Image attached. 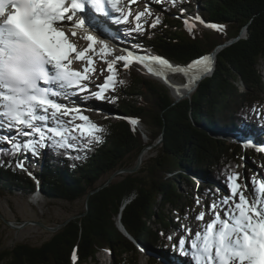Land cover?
Wrapping results in <instances>:
<instances>
[{"label": "trees", "instance_id": "trees-1", "mask_svg": "<svg viewBox=\"0 0 264 264\" xmlns=\"http://www.w3.org/2000/svg\"><path fill=\"white\" fill-rule=\"evenodd\" d=\"M181 1L192 6L194 0ZM199 2L200 16L219 27H189L178 19L177 7L167 2L156 14L160 22L155 27H141V32L134 30L136 26L125 28L135 41L185 66L237 38L217 54L213 75L200 81L190 97L176 101L167 86L115 65V90L102 101L121 118L102 125L86 115L104 129L97 133L99 142L78 139L66 148L47 143L48 156L42 168L29 172L17 167L21 153L0 140L3 187L30 194L41 187L51 200L89 201L88 209L69 219L42 245L24 242L0 250V263L87 264L96 260L97 253L110 249L115 264H141V246L152 251L165 248L168 235L174 236L181 227L169 209L188 215L192 202H197L193 195L206 192L219 201L227 192L214 182L226 185L230 172L241 176L240 165L248 175L254 174L252 161H243L246 148L216 138L211 131L243 127V121H251V116L261 123L255 112L264 105L259 93L264 89L259 70L264 60V0ZM244 32L246 36L241 37ZM240 82L245 85L244 92L239 91ZM133 120L140 121L145 130ZM158 137L162 138L161 147L147 164L95 191L117 170L133 168L141 151ZM252 156L258 162L256 155ZM196 176L205 182L200 183ZM181 179L192 190L190 197L181 192ZM119 221L136 242L120 229Z\"/></svg>", "mask_w": 264, "mask_h": 264}, {"label": "snow or ice", "instance_id": "snow-or-ice-1", "mask_svg": "<svg viewBox=\"0 0 264 264\" xmlns=\"http://www.w3.org/2000/svg\"><path fill=\"white\" fill-rule=\"evenodd\" d=\"M87 2L97 12H105V0ZM107 2L117 12L121 11L115 0ZM83 7L82 0H0V127L16 132L15 139L0 136V140L9 144L13 152L37 156L47 143L66 148L78 139L90 138L88 143L99 142L101 137L97 133L104 129L83 115L78 107L63 103L62 98L67 99L72 91L105 100V93L115 90L117 61H123L127 69L134 58L145 64L150 72L153 71L151 62L172 67L159 56H134L128 51L127 55H116L115 59L106 62L108 75L104 76L105 69H101L103 83L96 85V91H91L85 81L90 82L89 73L97 71L88 56L93 44L79 50L62 30V24L74 28L84 25V21L76 17ZM143 15V12L138 13L137 21ZM123 19L127 21L128 16ZM196 19L200 20L199 17ZM159 22L157 18L151 26L155 27ZM134 30L143 31L139 23ZM71 35L75 36L76 32L72 31ZM86 39L96 40L92 35ZM100 43L107 50V44ZM73 52L78 59H87L84 72L71 69L70 54ZM193 64L202 65L204 71H208L211 57L204 56ZM76 120L81 123L77 124ZM17 167L23 169L24 165L17 161ZM239 179L238 172H230L226 184L228 193L220 197L219 203H205L212 219L202 228L181 225L186 235H168L181 251L187 249L185 254H190L193 264H264V180L257 188L255 179L245 176L246 180H251L253 189V200L249 201L244 189L250 185L238 183ZM256 192L260 193L259 197ZM205 215L201 211L195 218L203 221ZM73 259H76L75 252Z\"/></svg>", "mask_w": 264, "mask_h": 264}, {"label": "rangeland", "instance_id": "rangeland-1", "mask_svg": "<svg viewBox=\"0 0 264 264\" xmlns=\"http://www.w3.org/2000/svg\"><path fill=\"white\" fill-rule=\"evenodd\" d=\"M167 2L177 7V9H179L178 7L182 6L183 4L181 0H159V2L158 0L143 1L139 4L137 8L149 7L148 10L138 11L132 16V18H130L131 20H129V22H126L124 25L119 24L120 25L119 28L121 30L122 29L125 30V28H123L124 26L135 27L137 23H139L141 27L150 28L151 25L156 20V14L161 9V5ZM192 3H193L192 6L191 5L185 6V8L190 11L187 15H183L182 12L180 13L178 12L179 13L178 19L181 20L184 24H186L185 21H187L188 23L186 25L191 27H200V28H204L205 30H214L215 28L205 24L201 20L202 18L200 16V11H199L201 2H199V0H194ZM130 8H131L130 5H126L124 7L125 11L123 10L124 13L122 16H124L130 10ZM141 12L144 13V15L142 16L144 17V19H140L139 21H137L136 15ZM196 17H199L200 20H197ZM190 18L194 19L195 22H191V20H189ZM130 37L133 38L131 35ZM88 42L89 41L87 39L86 40L84 39V43L79 42V45H82V47H85L87 49L88 45L90 44V43L88 44ZM136 47L138 48V50L147 49L149 50V53L158 54L155 50L149 48L147 44L144 45V43H140V45H136ZM120 49L123 48L120 46ZM100 54L102 55V59L97 64L99 67L96 73L90 74V78L92 77L91 79H94L93 84H89L90 86L93 87L91 88V91H96L97 90L96 85L103 83V76H100V78H96L97 75H100V70L105 69L104 73L108 75L106 71V66H107L106 62L115 59V56L108 54L107 52H105V50L100 51ZM89 57H91L92 60L95 61L94 54ZM85 61L87 62V59L83 60L79 64L81 65L83 64L84 66H86L87 64L85 63ZM116 65L124 68L123 61H117ZM128 68L132 69V71L138 73L139 75L146 77L147 79H151L153 81L160 83L158 80L151 77V75L148 74L147 71H144L141 68H139L138 64L131 63ZM259 70L264 85V60L259 65ZM177 78L178 80H182V82H185L189 85H192L193 81H195L193 76L187 75L186 73L177 75ZM160 85L163 84L160 83ZM239 91L240 92L245 91V85L242 82L239 83ZM109 92L110 91L106 92L105 96H107ZM259 93L260 96L262 97V100L264 101V89L263 90L259 89ZM83 98L89 102H92V105L95 106L94 108H88L87 107L88 105L82 106V108H84L83 109L84 113L82 114L83 115L88 114L93 119H95L96 122L105 125L106 124L105 121H115V120L117 121L121 118V116H119L115 111L108 109L102 100L94 99L88 93L84 94ZM255 114L259 116V120H263L260 121L263 124L262 126H259L261 123L259 122L256 123V119H254V121H249V122L243 121L244 122L243 127H235L232 130L230 128L225 131L223 130L226 133H228L229 130L230 132L233 133L231 135L230 134L227 135V138L223 131H219V130H215L213 132L211 131V133L216 138H222L226 141H229L230 143L237 142L239 144H242L246 148L245 151L247 154H245L246 157L243 156V161H245L246 163L249 160L252 161L253 163L252 169L254 174L251 176L248 175L247 173H245L244 169H242L243 166L240 165L241 168L240 172L241 171L242 172L238 183L242 185L244 184L250 185L248 188L244 189V194L249 201L253 200V189L251 187V180H246L245 176L249 178H254L256 181L255 186L258 188L259 182L261 180H264V153L262 150L258 149V147L250 145L251 143L246 144L244 138L235 131L236 129L241 130L245 136H249L252 133H256L258 134V136L264 137V105L261 107L260 110H257ZM65 119L68 118L66 117ZM76 123L79 124L81 123V121L76 120ZM136 125L142 131L145 130V126H143L142 124L136 123ZM11 132L12 131L7 129V127L0 128V133H3L5 137L11 136L10 135ZM13 133H15L14 130ZM12 135L13 136L11 137L15 139L14 134ZM262 143L264 142L259 139L258 146H260ZM157 145L159 148L158 147L156 148L155 146L151 145L148 146L145 150H143L142 159H143V153H145V157L143 159V164H142L143 166L147 164L149 158L155 155L158 149H160L161 144L157 143ZM253 154L256 155L258 162L252 160L251 157H253L252 156ZM47 156H48L47 150L45 149V147H43L40 150L39 155L33 156L30 155V153H24L21 155V159L19 161L22 162L25 167L31 168L32 172L34 171L36 172L42 168L43 163L46 161ZM29 165L30 167H28ZM28 170L30 172V169ZM120 175L121 174L117 175L115 179L120 178ZM196 178H198L200 183L205 182V179L203 177L196 176ZM209 180H210L209 182L211 181L214 182V179L212 180L211 178H209ZM214 183L218 185L221 188V190L228 193V188L226 187V185H222L221 183L218 182H214ZM180 186H181V192H184L186 197L188 196L190 197V195H192L191 192L192 190L189 188V186L185 184V181L183 179L180 180ZM38 190H40L41 192L42 190L41 187H38ZM36 191L37 189L34 192ZM30 195L32 194L19 189H13L12 191H10L8 188H5L0 184V250L11 248L19 243H24V242H27L28 244H32V245H42L45 241L51 238L53 233L57 231V230H53L52 228L56 227L60 229V226H62V224H64L65 221L69 219H73L74 216L79 212L83 211L87 205L85 198H81L76 202L71 203V201H66V200H57V199L51 200L44 197L45 195H43L40 198L39 197L37 198L35 195L34 196H30ZM255 195L259 197L260 193L256 192ZM193 198L199 200V204H197V202H192V209H190L188 215L184 213L180 214L177 210L171 211L169 209V212L171 215H173V217L178 218V220L180 221L179 223L180 225H185L198 229V228H202L205 223L209 222L212 219L211 212L208 209H206L205 203L206 202L209 204H211L212 202L219 203V201H217V198L209 192H206L205 195H201V196L195 194L193 195ZM201 211H204L206 213L205 218L203 221H197L195 217ZM195 224L196 226H194ZM178 232H179L178 233L179 236L187 234L186 230L184 231L181 230V227H178ZM175 237H178L177 232L175 234ZM138 251H139L138 256L141 264H168L165 263L167 261L169 262V264H193L192 263L193 261L191 262L190 258L188 259L186 258L185 251H181V249L178 246H175L174 240H170V241L168 240L167 246L165 248H161L160 250L152 251L151 249L143 248L141 246ZM115 259L116 257L114 258L112 257L110 249H106L104 251L97 253V258L95 261H89L87 264H115L116 262ZM0 264H4V263H0Z\"/></svg>", "mask_w": 264, "mask_h": 264}, {"label": "bare ground", "instance_id": "bare-ground-1", "mask_svg": "<svg viewBox=\"0 0 264 264\" xmlns=\"http://www.w3.org/2000/svg\"><path fill=\"white\" fill-rule=\"evenodd\" d=\"M143 1H146V0H136V1H132L129 4L131 8L125 14L128 16V20H131L130 18H132V16L135 13H137L138 11L148 10L149 7L137 8L139 6V4ZM107 11H108L107 13L105 12L106 14L105 13L99 14V15L93 14L92 16H90V18L93 20L92 25H94V26H91V24H89L87 27L74 28V27H70L68 24H62V30L64 32H66L65 34L69 37L70 41L74 45L75 44L79 45V42L84 43V39L86 40L85 37H87L88 35H92L98 39L105 40V43L108 46L107 50L104 49V45L102 46L101 43H98L97 44L98 48H95L91 51V56L93 54L95 55L94 64H95L96 70L99 67L97 65L98 62L102 59V55L100 54V51H102V50H105V52H107L108 54H110L112 56L117 55V54H115V52L112 51L114 48H117L119 52L124 51V50L125 51H132L134 56H136V55L159 56L157 54L149 53V50H147V49H140V50L137 49L136 50L135 45H140L139 43H141V42L133 40V38H131L130 35L127 33L128 31L126 32V30H123V29L121 30L119 28L122 23L126 22V21H124L123 16H122L125 10L123 12L122 11L117 12L111 6V7H108ZM140 19H144V17H141ZM72 31L76 32L75 36L71 35ZM89 42H88V44H89ZM93 43L96 44V40ZM116 45H118L119 47ZM120 46L123 49H120ZM79 47H80L79 50L85 49V47H82V45H79ZM88 55H90V54L88 53ZM159 57H161V56H159ZM161 58H163V57H161ZM163 59H165V58H163ZM165 60H167V59H165ZM167 61L169 62V64L172 67L169 68V67H166L163 65H159L155 62H151V67L153 68V71L150 72L148 70V67L146 66L147 67V73L150 74L151 77H153L154 79L158 80L161 84L167 86L171 90V92L173 93L174 98H179V97L188 93L187 91L191 85H189L185 82H182V80H178L177 75H180L182 73L183 74L188 73L189 75L193 76L194 80L200 79V78L205 79L208 77V75H210L211 69H212V67H214L215 59L213 57H211L210 70H208V71H204L202 65H193L191 67H189V66L181 67V66H178L169 60H167ZM85 63L87 64L86 61H85ZM80 66L84 69L86 67L83 64ZM104 75L106 76L105 73H104ZM100 76L101 75H97L96 78H100ZM91 78H90L89 84H93L94 79H91ZM90 87L93 88L92 86H90ZM82 94L83 95H79L75 92L70 91L68 98L67 99L62 98V102L67 104L70 107H78L80 109L81 113H84V110H83L84 108H82V106H84V105H88L87 106L88 108H94L95 105H92V102H89L83 98L84 94H86V93H82ZM85 115H87V114H85ZM10 131H12L10 133V135L13 136L12 134H14V136L16 137L15 130H14L15 133H13V130H10ZM235 132H237L240 136H242L244 138V141L246 144L247 143H251L253 145L258 144L259 139L264 142V137L258 136V134H256V133H252L249 136H245L241 130H237ZM224 134L227 138V135H229V134L231 135L233 133L232 132H228V133L224 132ZM2 135H4V134L2 133ZM21 139H23V138H21ZM260 147L264 148V143H262L260 145ZM144 157H145V153H143V159H144ZM28 167H30V165ZM27 169H30V171L32 172L31 168H27ZM194 226H196V224ZM186 258L187 259L190 258V254L186 255ZM191 262H192V260H191ZM165 263L169 264L168 261Z\"/></svg>", "mask_w": 264, "mask_h": 264}, {"label": "water", "instance_id": "water-1", "mask_svg": "<svg viewBox=\"0 0 264 264\" xmlns=\"http://www.w3.org/2000/svg\"><path fill=\"white\" fill-rule=\"evenodd\" d=\"M245 33V32H244ZM237 40V38H235V39H232V40H229V41H227V42H225L224 44H222V45H218L217 47H216V49L212 52V53H210L208 56L209 57H213L214 59H215V62H214V67H212V69H211V72H210V75H208V76H211V75H213V73H214V71H215V68H216V63H217V54L218 53H220V51L225 47V46H227V45H229V44H231L232 42H234V41H236ZM202 80H204L203 78H200V79H196L195 81H193V84L189 87V89H188V93L187 94H185V95H183V96H181V97H179V98H176V101H180L181 99H183V98H185V97H190V95H192V93L196 90V88L198 87V85H199V83H200V81H202ZM138 121H136V123H137ZM135 123V124H136ZM138 123H140V121L138 122ZM141 124V123H140ZM146 139V138H145ZM153 145V144H152ZM147 148V147H146ZM145 148V149H146ZM145 149H143V150H145ZM143 150L141 151V153H140V155H139V158H138V161H137V164L133 167V168H131V169H129V168H121V169H119V170H117L116 172H114L112 175H111V177L110 178H108V180H107V182L104 184V185H102L101 187L99 186L95 191H97V190H101L103 187H105V186H107L117 175H119V174H122V173H127V172H129V173H135V172H137L139 169H140V167H141V165L143 164V160H142V152H143ZM45 161V160H44ZM94 192V191H93ZM93 192H91V193H93ZM86 203H87V205H86V209H88V205H89V201H88V199H87V201H86ZM68 222V220L67 221H65L64 222V224L65 223H67ZM42 224V223H41ZM43 225V224H42ZM63 225V224H62ZM44 226V225H43ZM61 227V226H60ZM119 227H120V229L125 233V234H127V237H129V238H131L132 240H134L132 237H131V234L127 231V229L125 228V226L119 221ZM53 230H59L58 228H52ZM56 231V232H57ZM135 241V240H134ZM111 251V250H110ZM111 254H112V251H111ZM112 257L114 258V256L112 255Z\"/></svg>", "mask_w": 264, "mask_h": 264}]
</instances>
